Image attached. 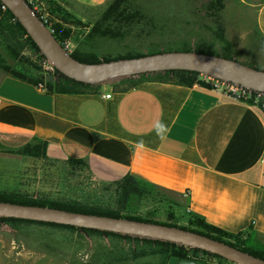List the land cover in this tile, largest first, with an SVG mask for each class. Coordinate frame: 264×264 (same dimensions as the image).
Returning a JSON list of instances; mask_svg holds the SVG:
<instances>
[{
    "label": "crops",
    "instance_id": "obj_1",
    "mask_svg": "<svg viewBox=\"0 0 264 264\" xmlns=\"http://www.w3.org/2000/svg\"><path fill=\"white\" fill-rule=\"evenodd\" d=\"M53 1L88 19L110 0ZM249 3L256 15L252 30L264 40V0ZM131 77L137 76L69 93L0 68V162H26L33 156L20 151L45 142L49 160L82 166L75 172L78 183L87 181L108 195L134 174L167 191L185 212L264 241L261 106L206 83L151 77L131 84Z\"/></svg>",
    "mask_w": 264,
    "mask_h": 264
},
{
    "label": "rangeland",
    "instance_id": "obj_2",
    "mask_svg": "<svg viewBox=\"0 0 264 264\" xmlns=\"http://www.w3.org/2000/svg\"><path fill=\"white\" fill-rule=\"evenodd\" d=\"M112 1L88 19L73 14L74 19L70 18L73 24L68 25L70 34L62 38L72 53L98 59L168 50L226 53L230 52L225 46L229 41L234 56L264 65V40L252 30L256 15L249 0H128L116 17L94 29ZM43 5L51 20L59 22L48 5ZM60 6L70 12L66 6ZM1 9L6 10L0 6ZM0 54L11 70L39 83L47 85L50 82L47 77L53 76L52 82L59 78L56 71H46L45 57L26 37H0ZM81 168L75 162H54L43 156H33L26 162L1 161L0 193L17 192L47 203L75 200L118 209L116 190L106 195L103 188L87 181L78 183L75 172ZM81 184L85 185L83 190L79 189ZM148 191L150 194L130 200L122 212L191 225V216L170 201L171 194L150 186ZM232 240L252 248L264 243L253 234L243 233ZM189 255L217 264H236L202 250L190 249ZM178 261L155 241L0 219V264H178Z\"/></svg>",
    "mask_w": 264,
    "mask_h": 264
},
{
    "label": "water",
    "instance_id": "obj_3",
    "mask_svg": "<svg viewBox=\"0 0 264 264\" xmlns=\"http://www.w3.org/2000/svg\"><path fill=\"white\" fill-rule=\"evenodd\" d=\"M9 9L40 53L60 73L79 82L97 84L122 76H139L174 70L194 71L247 88L264 92V69L225 57L197 50H168L133 57L87 62L68 51L47 27L41 16L27 0H0ZM52 82L54 77H47ZM0 217L71 225L79 228L98 229L131 236L169 241L199 248L222 256L236 264H264L256 256L226 241L185 227L128 217L99 215L70 211L47 205L21 204L0 201ZM178 264H217L211 261L181 258Z\"/></svg>",
    "mask_w": 264,
    "mask_h": 264
},
{
    "label": "trees",
    "instance_id": "obj_4",
    "mask_svg": "<svg viewBox=\"0 0 264 264\" xmlns=\"http://www.w3.org/2000/svg\"><path fill=\"white\" fill-rule=\"evenodd\" d=\"M42 3H45L49 7L50 13L59 20L57 22L56 28L58 29L59 33H56L57 38L62 42L63 37H67L70 34L71 28L68 25H72V20L70 18L74 19V15L68 12L67 10L63 9L57 2L53 0H39ZM110 2V1H109ZM128 0H113L106 11L103 14V19L100 21V23L97 24V26L94 29H100V26L103 25V23L107 22L110 19H113L118 15V12L122 8V5L127 3ZM1 6V2H0ZM15 15L9 10L6 9L3 11L2 9L0 10V37H5V38H12V39H17L21 37H26L27 40L32 44V46L35 48V50L40 54L41 57H44L35 42L32 40V38L28 35L27 31L25 28L21 25V23L18 21L16 18L14 20ZM62 36V37H61ZM226 53H215V52H207V53H212V54H217V55H223L225 57L229 58H234L233 55V44L231 42H226ZM197 51H202V50H197ZM160 52V51H156ZM204 52V51H203ZM155 53V52H151ZM73 55L78 58L79 60L82 61H87V62H97L102 59L98 58H89V57H83L77 52H73ZM143 55L141 54H128V55H122V56H117L113 58H119V57H133V56H139ZM112 57L105 58V60H110ZM251 65V64H249ZM254 66V65H252ZM258 67V66H255ZM0 68L3 70L12 73L18 77L22 78H27V76L23 75L20 72L13 71L9 66L6 65L3 57L0 54ZM261 68V67H258ZM264 69V68H263ZM58 74V79H56L54 82H48L47 87L49 90H56L58 92H69V93H74V92H81L84 90V88L91 87V84L88 83H83L76 81L74 79H71L64 74L60 73L59 71H56ZM154 75L151 74H141L139 75L140 77L135 81L136 77H131V84H136L139 81L142 80H147L150 79L151 77H155L160 80H167V81H173L179 84H184V85H192L196 82L200 83H205L203 80H201L200 74L194 71H186V70H174V71H166V72H157L153 73ZM36 80V79H35ZM37 81V80H36ZM38 82V81H37ZM207 84V83H206ZM209 85V84H207ZM210 86V85H209ZM46 143L45 142H40L37 144H29L25 146L20 152L26 155L38 157V156H43L46 157ZM148 186L154 187L161 189L158 186H155L139 177H137L134 174H128L126 175L122 180L116 182L114 185V190L118 193V200H117V205L119 208H110V207H104L101 205H89V204H84L79 201H67V202H52V203H47L42 200H37L33 198H29L27 196H24L20 193L17 192H1L0 193V201H9V202H14V203H21V204H33V205H47L51 207H57L61 209H66L70 211H80V212H86V213H94V214H99V215H109V216H116V217H128V218H135V219H141V220H148V221H155V222H161L149 218H143L139 217L136 215L132 214H124L122 212V209L125 208L130 200L133 198H142L146 196L147 194H150V191H148ZM163 190V189H162ZM187 213L189 216H191V225H178L177 223L173 222H161V223H166L170 225H177L181 227H185L188 229H192L201 233H204L206 235L215 237L217 239L226 241L234 246H237L239 248H242L256 256L264 258V243L262 244L261 247L259 248H252V247H246L244 245H241L240 243L233 241L232 238L237 237L238 234H232L229 233L219 227H216L214 225H211L207 223L204 219L200 218L197 215ZM1 220L4 221H14V222H26V223H40V224H47V225H55V226H60V227H66V228H72L76 230H84L90 233H106L109 235H113L116 237H127V238H132L135 237V239H143L146 241H155V243L160 244L167 253L169 252L171 256L181 259V258H191L189 255V250L193 249L194 251H205L208 254H211L213 256H218L217 254H213L209 251L199 249V248H191L185 245H178L173 242L169 241H163V240H156V239H149L145 237H139V236H131V235H126V234H121V233H115V232H110V231H102L98 229H90V228H79L71 225H62V224H56V223H46V222H39V221H32V220H25V219H18V218H12V217H0ZM240 234V233H239ZM194 259V258H191Z\"/></svg>",
    "mask_w": 264,
    "mask_h": 264
},
{
    "label": "built area",
    "instance_id": "obj_5",
    "mask_svg": "<svg viewBox=\"0 0 264 264\" xmlns=\"http://www.w3.org/2000/svg\"><path fill=\"white\" fill-rule=\"evenodd\" d=\"M28 3L33 7V9L41 16L43 21L46 23L47 27L56 35L55 23L51 20L50 14L45 10V7L42 2L39 0H27ZM3 9L7 7L1 3ZM16 17H14V20ZM63 46L70 52L72 48L69 44L62 42ZM44 65L47 72L57 71L47 59H44ZM205 83L209 84L213 89L220 91L224 95L229 96L232 99L249 102L251 104H257L261 106L264 110V92L256 91L245 86H242L238 83L226 81L211 75L200 74L199 77ZM41 86H45L43 83H40ZM107 97H110L111 94H107Z\"/></svg>",
    "mask_w": 264,
    "mask_h": 264
},
{
    "label": "flooded vegetation",
    "instance_id": "obj_6",
    "mask_svg": "<svg viewBox=\"0 0 264 264\" xmlns=\"http://www.w3.org/2000/svg\"><path fill=\"white\" fill-rule=\"evenodd\" d=\"M55 79V78H54Z\"/></svg>",
    "mask_w": 264,
    "mask_h": 264
}]
</instances>
